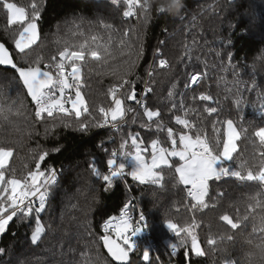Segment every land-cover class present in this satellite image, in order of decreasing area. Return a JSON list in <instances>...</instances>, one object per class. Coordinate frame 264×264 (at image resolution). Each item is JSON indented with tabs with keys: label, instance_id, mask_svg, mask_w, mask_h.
Masks as SVG:
<instances>
[{
	"label": "trees",
	"instance_id": "trees-1",
	"mask_svg": "<svg viewBox=\"0 0 264 264\" xmlns=\"http://www.w3.org/2000/svg\"><path fill=\"white\" fill-rule=\"evenodd\" d=\"M9 2L28 8L32 0ZM36 2L42 4L40 37L28 56L17 57L21 63L39 58L43 67L65 47L70 51L80 50L81 46L89 52L99 51L100 61L86 56L83 62L82 93L90 109L110 106L109 90L119 76L106 73L115 69L123 75L134 64L127 78L135 81L138 92L152 89L147 103L153 110H162L165 130L157 132L155 124L133 101L127 103L134 111L127 113V123L120 125L119 131L105 127L80 132L74 117L66 118L69 127L59 116L38 122L31 99L24 95L15 73L0 68V99L6 104L16 101L7 118L0 116V146L14 149L10 164L18 176L26 175L34 170L38 155L46 151L42 169L58 172L41 213L45 225L41 239L37 244L31 242L34 217L14 218L0 235V248L5 249L0 253V264H117L99 239L103 235L101 227L133 197L146 214L151 234L140 251L131 255V264H146L142 260L146 245L152 264H189V260L191 264H224L226 258L239 259L242 264H264V250L257 247L262 234L252 233L254 222L258 228L262 226L264 209L248 208L257 194L264 200V186L258 181L224 177L210 182L211 199L206 197L209 208L193 212L191 198L183 185L175 183L170 171H165L161 185H140L128 177L126 183L115 181L110 190H105V182L93 173V167L106 172L111 150L118 149L129 133L139 132L146 147L152 139L164 142L167 127H174L177 132L183 127L175 123L176 115L190 119L197 125L193 133L202 131L210 140L215 139L217 132L223 133L225 121L233 120L240 139L234 159L228 163L238 168L243 161L255 170L260 153L264 152L258 138L251 137L255 127L264 126L257 99L258 94L264 93V0H182L178 11L165 15L157 14L153 8L147 21L140 15L124 17V0L119 5L111 0ZM7 15L0 4V41L11 49L16 26L8 24ZM155 51L161 55L154 58ZM160 59L167 61L166 67H160ZM150 70H154L151 78L147 75ZM197 73L199 79L191 84L190 77ZM170 90L172 97L168 95ZM201 94L210 95L212 100L200 101ZM181 99L190 109L187 114L180 108ZM238 99L242 101L239 107ZM173 103L177 107L169 112ZM206 107H215L217 112L209 114L204 111ZM92 115L97 112L93 110ZM142 123L152 124V129L142 128ZM163 146L170 144L164 142ZM126 150L132 151L130 147ZM224 214L248 215L247 227L232 230L219 219ZM193 217L200 225L197 232L206 254L186 257L183 247L177 249L176 255L171 254L169 245L179 243V239L167 229L166 222L184 224ZM228 235L233 239L228 240ZM209 236L217 240L216 246L206 244Z\"/></svg>",
	"mask_w": 264,
	"mask_h": 264
},
{
	"label": "snow or ice",
	"instance_id": "snow-or-ice-1",
	"mask_svg": "<svg viewBox=\"0 0 264 264\" xmlns=\"http://www.w3.org/2000/svg\"><path fill=\"white\" fill-rule=\"evenodd\" d=\"M111 2L114 5H119L121 0H111ZM124 3L127 5V10L123 12L124 17L140 15L147 21L153 8L157 14L165 15L173 10L177 0H124ZM0 4L7 11L8 24L16 26V34L11 41L14 45L13 48L10 49L5 42L0 41V68L10 69L15 73V79L22 86L24 95L31 99L34 108L33 115L38 122H47L49 118L59 116L64 126L69 127L70 122L66 118L74 117L80 132L109 126L119 131L118 125L127 123L125 119L127 113L134 111L127 103L133 101L143 110V115L147 117L148 121L155 124L157 132L165 130L162 122V110L159 108L153 110L147 103L148 94L152 92V89L147 88L145 91L138 92L135 81L127 78L131 68L135 66L134 64L129 65L123 75H120L115 69L106 73L119 76L117 84L109 90L110 106L90 109L82 93L80 81L86 56H90L94 61H100L102 57L99 51L91 50L89 52L83 46L80 50L70 51L68 47H65L58 52V56H53L43 67H41L39 58L24 60L21 63L17 57L28 56L32 46L36 45L39 39L42 4L37 3L36 0H32L28 8L18 6L9 0H0ZM137 9L139 12L136 11ZM156 55H160L159 51ZM159 65L164 68L167 66V61L160 59ZM153 71L147 72L150 78ZM198 76L197 73L190 77L193 84L197 82ZM168 95L172 97L173 91L170 90ZM19 96L18 92V99ZM195 99L196 97H193V100ZM257 99L258 111L264 117V93L258 94ZM199 100L211 101L212 97L201 94ZM241 102L239 99L236 101L237 107ZM14 107H16V101L6 104L0 99V116L7 118V114L11 113ZM176 107L177 105L173 103L169 112L174 111ZM180 108L186 114L190 111L185 106L183 99L180 101ZM93 110L97 112L96 116L92 115ZM204 111L213 114L217 112V109L206 107ZM17 114H19L18 109ZM132 122L135 123V119ZM175 123L183 127L178 132L174 130V127L166 128L164 142H168L170 146L164 147V142L160 139H152L150 154L148 147L145 146V141L140 138L139 132L129 133L128 138H122L119 148L112 149L106 161L107 172L93 167V173L105 182V190H110L117 180L126 183L128 177L140 185H161L165 171H170L173 173L175 183L183 185L186 195L191 198L190 210L196 212L209 208L206 197L211 199L209 196L210 182L220 181L224 177H234L241 181H258L261 186H264V152L260 153L261 159L255 170L252 167H246V162L243 161L238 168H233L228 163L233 161V154L237 151L236 141L240 139V132L237 131L233 120L225 121V130L223 133L217 132L213 140H210L202 131L193 133V129L197 125L190 119L176 115ZM141 127L151 130L152 124L142 123ZM242 131L248 133L247 129ZM251 137L258 138L260 145L264 146V126L255 127L251 132ZM129 139L131 140L130 145ZM129 147L132 151L126 150ZM105 151L108 150L105 149ZM13 155L14 149L11 146H0V235L8 230L9 224L14 218L24 220L34 217V228L30 238L33 244H37L45 232L41 213L46 208L48 186L56 178L55 170L42 169V162L48 155L45 151L38 155L34 170H29L26 175L18 176L10 164ZM129 158L133 164L131 169L127 170L126 161ZM240 169H244V171L242 172ZM259 195L251 198L254 203H249L250 210L264 209V200L260 199ZM134 200V197L126 200L119 214L109 216L102 224L104 234L99 239L103 242V246L113 261L119 262V264H131L130 253L140 251V246L135 238L148 228L146 215L143 211H139L135 216L132 215L131 210L136 207L133 203ZM219 219L230 226L232 230L239 231L247 227L249 216L233 217L224 214ZM253 220H255L254 217ZM260 224L262 226L258 228L255 222L253 223L252 233L262 234L261 244L257 247L264 250V216L260 217ZM165 226L179 239V243L170 244L173 254L180 247L185 249L186 257L192 255L200 257L206 254L197 232L200 225L194 217L191 222L184 224L168 220ZM112 234L115 239L112 238ZM226 238L233 239L231 235ZM248 243H252V241L249 240ZM206 244L209 247H214L217 240L209 236ZM4 252L5 249L0 248V253ZM156 259L158 260L159 257ZM142 260L146 264H152L149 247L143 248ZM189 264H191L190 260ZM224 264H242V261L226 258Z\"/></svg>",
	"mask_w": 264,
	"mask_h": 264
},
{
	"label": "built area",
	"instance_id": "built-area-1",
	"mask_svg": "<svg viewBox=\"0 0 264 264\" xmlns=\"http://www.w3.org/2000/svg\"><path fill=\"white\" fill-rule=\"evenodd\" d=\"M156 53H157V51H155V53H154V57L155 56H157L156 55ZM159 53H160V51H159ZM160 55H161V53H160ZM198 79H199V76H198ZM197 79V80H198ZM80 83H81V85H82V92H83V90H84V88H85V82L81 79V81H80ZM191 84H193L192 82H191ZM142 91H145V89H143ZM138 107V106H137ZM120 125H118V127H119ZM111 131H115V130H117V129H114V128H112V127H108ZM106 172H107V170H106ZM55 174H56V180H55V182L54 183H51L49 186H48V195H47V201H46V206H47V204H48V199H49V195H50V187L53 185V184H55L56 183V181H57V175H58V172H57V169H55ZM133 203L135 204V209L134 210H131L132 211V215L133 216H135L139 211H143V209H142V207L140 206V204L137 202V200L135 199L134 201H133ZM144 212V211H143ZM146 215V214H145ZM146 219H147V217H146ZM147 222H148V219H147ZM101 231H102V233L104 234V232H103V229H102V227H101ZM150 234H151V231H150V226H149V222H148V228H146L144 231H143V233L141 234V235H139L138 237H136L135 239L137 240V242H138V244H139V246H140V249H141V247H142V245H143V243H144V241L146 240V238L147 237H149L150 236ZM112 237L113 238H115V236H114V234H112ZM170 252H171V254H173L172 253V249H170ZM135 253H137V252H133V253H130V256L132 255V254H135ZM178 253V250L175 252V255Z\"/></svg>",
	"mask_w": 264,
	"mask_h": 264
},
{
	"label": "rangeland",
	"instance_id": "rangeland-1",
	"mask_svg": "<svg viewBox=\"0 0 264 264\" xmlns=\"http://www.w3.org/2000/svg\"><path fill=\"white\" fill-rule=\"evenodd\" d=\"M12 26H15V25H12ZM39 37H40V34H39ZM155 53V52H154ZM158 56V55H157ZM157 56H155V57H157ZM154 57V58H155ZM237 131H238V128H237ZM238 142V140L236 141V143ZM148 149H149V154H150V152H151V147L149 146L148 147ZM234 155V154H233ZM173 159H176V158H173ZM132 164H133V161L131 160V158H129V161H128V166H129V170L131 169V166H132ZM56 180V179H55ZM55 182V181H54ZM53 182V183H54ZM146 247H149L148 245H146ZM169 249H171V247H170V245H169ZM171 253V252H170ZM173 255H175V254H173Z\"/></svg>",
	"mask_w": 264,
	"mask_h": 264
},
{
	"label": "clouds",
	"instance_id": "clouds-1",
	"mask_svg": "<svg viewBox=\"0 0 264 264\" xmlns=\"http://www.w3.org/2000/svg\"><path fill=\"white\" fill-rule=\"evenodd\" d=\"M182 7V0H177L176 6L173 8V11H178Z\"/></svg>",
	"mask_w": 264,
	"mask_h": 264
},
{
	"label": "water",
	"instance_id": "water-1",
	"mask_svg": "<svg viewBox=\"0 0 264 264\" xmlns=\"http://www.w3.org/2000/svg\"><path fill=\"white\" fill-rule=\"evenodd\" d=\"M232 1H234V0H232ZM113 238V237H112ZM113 239H115V238H113ZM105 248V247H104ZM105 250H106V252L108 253V251H107V249L105 248ZM108 255H109V253H108ZM110 256V255H109ZM111 257V256H110ZM112 258V257H111ZM129 259L131 260V256L129 255ZM117 264H119V262H116Z\"/></svg>",
	"mask_w": 264,
	"mask_h": 264
}]
</instances>
